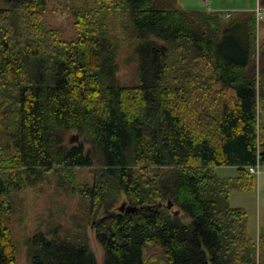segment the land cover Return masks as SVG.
I'll list each match as a JSON object with an SVG mask.
<instances>
[{
  "label": "trees",
  "instance_id": "obj_1",
  "mask_svg": "<svg viewBox=\"0 0 264 264\" xmlns=\"http://www.w3.org/2000/svg\"><path fill=\"white\" fill-rule=\"evenodd\" d=\"M86 1L75 40L48 26V0L0 7V264H18L20 247L30 264H100L91 227L103 264H264V230L252 236L230 205L264 162L256 11ZM42 186L67 203L24 236Z\"/></svg>",
  "mask_w": 264,
  "mask_h": 264
},
{
  "label": "rangeland",
  "instance_id": "obj_2",
  "mask_svg": "<svg viewBox=\"0 0 264 264\" xmlns=\"http://www.w3.org/2000/svg\"><path fill=\"white\" fill-rule=\"evenodd\" d=\"M244 1L245 0H235L236 3L240 4ZM246 2L248 1H245V4H247ZM249 3L250 2H248V4ZM92 4V2L89 3L86 0H48V4L45 8V21L47 22L49 27L61 31L62 37L64 39L75 40L76 32L73 28V12L74 10L80 8H90ZM198 4L203 5V0H179L177 7L184 9L185 7L186 9H200L196 8ZM7 6V3L3 2V0H0V7ZM233 9L234 8L229 7V9L227 10L218 9V11H222L220 13L225 12L226 14V11L234 12ZM260 29L261 32H264V20L260 24ZM128 73L129 70L124 69L120 73V76L124 78L126 75H128ZM262 115H264V113ZM66 140L70 145H75L82 142L79 133L75 130L68 132V134L66 135ZM216 171L217 174L222 178L237 176V168L233 166L218 167ZM81 174V177H83L85 180H90V176L87 170L81 172ZM252 177L253 180L250 190L234 191L231 193L230 205L234 208H243L247 212L250 232L254 236H258L261 230H264V162L263 164H261L260 175ZM29 200V220L27 221V227L25 228V231L23 233L24 236L33 234L35 231H37L38 222L50 219L49 209L57 211L58 207L61 206L59 202H61L62 204L64 202L67 203V201L64 200L63 197L57 195V191L53 186H42V188L38 187L32 189L29 193ZM185 222L190 223L191 218L187 217L185 219ZM89 235L90 243L97 256L98 262L100 264H103L104 251L95 237L93 227H91ZM18 251V264H30L26 249L20 247Z\"/></svg>",
  "mask_w": 264,
  "mask_h": 264
},
{
  "label": "crops",
  "instance_id": "obj_3",
  "mask_svg": "<svg viewBox=\"0 0 264 264\" xmlns=\"http://www.w3.org/2000/svg\"><path fill=\"white\" fill-rule=\"evenodd\" d=\"M245 1H248L250 3L248 4V2H246L247 4H245ZM245 1L244 2H241V4H240V3H236L235 0H222V1H219V0H211L210 1V4L213 7V9H215V10H218V9L227 10V9H229V7L234 8L233 11L242 10V9L255 10L259 5L264 8V0H245ZM203 2H204V0H203ZM185 4H187V3H185ZM196 8H200V9H202V8L204 9L205 8L206 9L205 2H204L203 5L202 4H198L196 6ZM185 9H186V7H185ZM263 20H264V18L262 19V21ZM259 234H258V236H254L252 234V236L258 238L259 237Z\"/></svg>",
  "mask_w": 264,
  "mask_h": 264
},
{
  "label": "built area",
  "instance_id": "obj_4",
  "mask_svg": "<svg viewBox=\"0 0 264 264\" xmlns=\"http://www.w3.org/2000/svg\"><path fill=\"white\" fill-rule=\"evenodd\" d=\"M208 9L210 10V7H208ZM256 13H257V19H258V21L259 20H262L264 18V8L263 7L258 6L257 9H256ZM226 17L227 18H230L231 17V14H227ZM260 166H261V164L259 162H258V164L256 166H252L250 168L251 174H253V175H259L260 172H261L260 171Z\"/></svg>",
  "mask_w": 264,
  "mask_h": 264
},
{
  "label": "water",
  "instance_id": "obj_5",
  "mask_svg": "<svg viewBox=\"0 0 264 264\" xmlns=\"http://www.w3.org/2000/svg\"><path fill=\"white\" fill-rule=\"evenodd\" d=\"M164 206V204L163 203H160L158 206H157V208H161V207H163ZM173 202L172 201H169V203L167 204V207H168V209H172L173 208ZM122 210L123 211H125V212H127V213H130V214H133V215H135L137 212H138V207H136V206H134V205H129V206H127L126 204H124L123 206H122ZM179 214V212H176V215H178Z\"/></svg>",
  "mask_w": 264,
  "mask_h": 264
}]
</instances>
